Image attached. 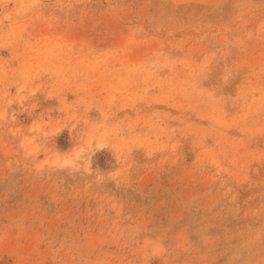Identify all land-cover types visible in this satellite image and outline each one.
Returning <instances> with one entry per match:
<instances>
[{
    "label": "rangeland",
    "instance_id": "374dc122",
    "mask_svg": "<svg viewBox=\"0 0 264 264\" xmlns=\"http://www.w3.org/2000/svg\"><path fill=\"white\" fill-rule=\"evenodd\" d=\"M0 264H264V0H0Z\"/></svg>",
    "mask_w": 264,
    "mask_h": 264
},
{
    "label": "bare ground",
    "instance_id": "6f19581e",
    "mask_svg": "<svg viewBox=\"0 0 264 264\" xmlns=\"http://www.w3.org/2000/svg\"><path fill=\"white\" fill-rule=\"evenodd\" d=\"M100 143V142H99ZM57 160V159H56ZM66 161V160H65Z\"/></svg>",
    "mask_w": 264,
    "mask_h": 264
}]
</instances>
